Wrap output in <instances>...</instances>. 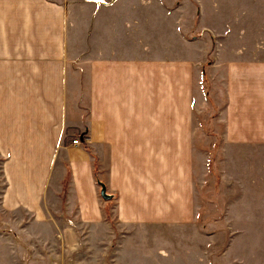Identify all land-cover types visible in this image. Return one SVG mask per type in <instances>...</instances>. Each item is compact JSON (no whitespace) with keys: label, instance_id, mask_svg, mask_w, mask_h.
Segmentation results:
<instances>
[{"label":"crops","instance_id":"obj_1","mask_svg":"<svg viewBox=\"0 0 264 264\" xmlns=\"http://www.w3.org/2000/svg\"><path fill=\"white\" fill-rule=\"evenodd\" d=\"M135 7L0 0V264H223L264 201V38Z\"/></svg>","mask_w":264,"mask_h":264},{"label":"rangeland","instance_id":"obj_2","mask_svg":"<svg viewBox=\"0 0 264 264\" xmlns=\"http://www.w3.org/2000/svg\"><path fill=\"white\" fill-rule=\"evenodd\" d=\"M96 3L98 0H95ZM136 5L132 10L136 16L148 10L149 43L154 44L156 23L159 18H166L170 11V18L178 17L181 20V32L186 41L195 50H231L241 44V35L245 33V40L250 35L264 38V0H127ZM148 3V9L137 5V2ZM106 4L109 0H99ZM77 9V8H75ZM78 11V10H77ZM186 23V25L184 24ZM232 32L227 38L222 34ZM264 46V39L261 40ZM238 42V43H237ZM248 43L245 42V45ZM180 48H184L181 45ZM187 48V47H185ZM1 163V160H0ZM246 173V171H245ZM251 172L249 171V176ZM246 178V175H245ZM2 184L0 182V193ZM246 190V189H245ZM248 190V189H247ZM264 192L263 187L260 188ZM264 196H260L263 198ZM256 209L253 215L251 210L246 211L243 218L242 232L231 234H214V242L218 241L223 264H264V201L255 202ZM232 230L231 226H229ZM235 230V229H233Z\"/></svg>","mask_w":264,"mask_h":264},{"label":"water","instance_id":"obj_3","mask_svg":"<svg viewBox=\"0 0 264 264\" xmlns=\"http://www.w3.org/2000/svg\"><path fill=\"white\" fill-rule=\"evenodd\" d=\"M100 195L103 199H108V197L105 195V188L104 187H101V191H100Z\"/></svg>","mask_w":264,"mask_h":264},{"label":"built area","instance_id":"obj_4","mask_svg":"<svg viewBox=\"0 0 264 264\" xmlns=\"http://www.w3.org/2000/svg\"><path fill=\"white\" fill-rule=\"evenodd\" d=\"M71 143H72V145H79L80 144L78 140H74Z\"/></svg>","mask_w":264,"mask_h":264}]
</instances>
